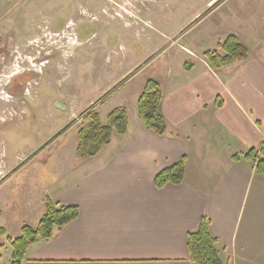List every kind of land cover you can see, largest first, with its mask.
I'll list each match as a JSON object with an SVG mask.
<instances>
[{"label": "crops", "instance_id": "crops-1", "mask_svg": "<svg viewBox=\"0 0 264 264\" xmlns=\"http://www.w3.org/2000/svg\"><path fill=\"white\" fill-rule=\"evenodd\" d=\"M259 3L252 0V7ZM262 15L252 13L250 37L240 31L216 37L214 45L234 34L248 49L247 59L218 70L186 35L180 40L188 51L176 42L168 46L176 45L174 52L161 59L158 52L168 47L159 42L147 53V63L120 60L117 66H127L121 81L95 109L111 98L108 112L124 107L126 133L112 136L88 158L75 156L74 143L66 153L61 149L54 182L22 179L20 172L8 174V166L0 167V227L6 233L17 235L22 224L36 223L46 198L78 207L73 221L31 244L21 264H190L187 234L202 217L217 239L222 264H264V176L248 160L232 159L264 139ZM109 51L102 60L107 64L116 60V52ZM148 78L161 85L163 136L145 129L137 115V98ZM107 114L99 116L102 122ZM75 115L72 110L67 121ZM67 129L76 138L77 127ZM180 158L183 181L156 188L154 176ZM190 170L197 174L195 183L187 179Z\"/></svg>", "mask_w": 264, "mask_h": 264}, {"label": "rangeland", "instance_id": "rangeland-1", "mask_svg": "<svg viewBox=\"0 0 264 264\" xmlns=\"http://www.w3.org/2000/svg\"><path fill=\"white\" fill-rule=\"evenodd\" d=\"M258 1L252 7V0H0V63L12 54L19 69L0 87V167L22 179L54 182L60 150L76 144L75 131L67 128L78 126L80 112L109 98L127 68L117 66L120 60L147 63L159 42L165 48L177 42L188 51L183 35L197 52L216 49L214 41L225 31L250 37L252 13L264 18V0ZM176 45L159 57L171 55ZM108 50L116 52L110 64L102 61ZM109 100L96 109L99 116L109 113ZM72 110L77 115L67 121ZM191 172L187 179L195 183ZM0 245V264H10L5 236Z\"/></svg>", "mask_w": 264, "mask_h": 264}, {"label": "trees", "instance_id": "trees-1", "mask_svg": "<svg viewBox=\"0 0 264 264\" xmlns=\"http://www.w3.org/2000/svg\"><path fill=\"white\" fill-rule=\"evenodd\" d=\"M202 57L214 70L224 68L236 61H243L248 57L247 47L234 34L226 35L220 40L216 49L202 52ZM160 83L152 78L146 79L137 98V115L145 129L157 136L166 133V124L160 112L162 100ZM102 98L94 102L77 115L80 120L76 132L75 156L88 158L94 156L100 149L110 142L112 136H122L127 131L128 115L124 107L112 109L106 116V121L100 120L95 107ZM72 122V121H71ZM71 122L67 124L70 125ZM243 158L254 166L255 172L264 176V139L257 147L250 148L243 154H234V161ZM184 176V158H180L170 166L159 171L153 179L154 186L161 188L165 184H179ZM78 215L76 205H57L49 199L44 200V212L35 226L22 224L19 234L11 237L0 227V237L5 236L11 248L10 264H21L24 261L26 249L39 240H48L55 228H62ZM217 239L209 231V221L205 217L193 231L188 232L186 246L190 264H222L216 248ZM1 247V245H0ZM1 257V255H0Z\"/></svg>", "mask_w": 264, "mask_h": 264}, {"label": "flooded vegetation", "instance_id": "flooded-vegetation-1", "mask_svg": "<svg viewBox=\"0 0 264 264\" xmlns=\"http://www.w3.org/2000/svg\"><path fill=\"white\" fill-rule=\"evenodd\" d=\"M11 55L12 54L8 55V58H3V61L6 60V62H7L6 65L3 62L0 63V87H1V85H4V86L9 85V83H11V78L16 76L18 73L19 69H15V66H14V63H15L14 61L16 59H14L15 57L14 56L12 57ZM7 66L10 67V71H8L9 67H7ZM19 73H21V72H19ZM1 93H3V89H2Z\"/></svg>", "mask_w": 264, "mask_h": 264}, {"label": "bare ground", "instance_id": "bare-ground-1", "mask_svg": "<svg viewBox=\"0 0 264 264\" xmlns=\"http://www.w3.org/2000/svg\"><path fill=\"white\" fill-rule=\"evenodd\" d=\"M126 12V11H125ZM11 172V171H10ZM7 173V172H6Z\"/></svg>", "mask_w": 264, "mask_h": 264}]
</instances>
